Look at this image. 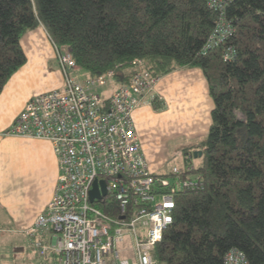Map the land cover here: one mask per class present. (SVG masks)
I'll return each instance as SVG.
<instances>
[{
    "label": "trees",
    "instance_id": "obj_1",
    "mask_svg": "<svg viewBox=\"0 0 264 264\" xmlns=\"http://www.w3.org/2000/svg\"><path fill=\"white\" fill-rule=\"evenodd\" d=\"M209 2L0 0V92L25 63L22 36L38 26L69 52L76 74L113 71L114 89L130 82L135 59L147 61L159 78L201 69L213 101L211 124L184 158L190 162L197 153L203 186L177 194L173 222L153 247V259L223 264L237 249L248 264H264V0L228 3L223 15L233 32L205 50L219 15ZM228 46L235 53L224 62Z\"/></svg>",
    "mask_w": 264,
    "mask_h": 264
},
{
    "label": "built area",
    "instance_id": "obj_2",
    "mask_svg": "<svg viewBox=\"0 0 264 264\" xmlns=\"http://www.w3.org/2000/svg\"><path fill=\"white\" fill-rule=\"evenodd\" d=\"M231 1L210 0L219 15L205 50L232 34L223 15ZM54 48L62 87L32 95L7 131L49 142L59 168L50 201L26 230L29 237L47 234L48 240H31L29 248L52 264H155L153 247L173 222L175 197L203 186L193 163L155 173L142 154L132 114L159 77L147 61L135 59L130 82L102 96L94 89L114 72L81 80L69 52ZM234 53L226 47L224 62ZM94 182L100 197L91 201ZM223 264L248 262L241 251L230 249Z\"/></svg>",
    "mask_w": 264,
    "mask_h": 264
},
{
    "label": "crops",
    "instance_id": "obj_3",
    "mask_svg": "<svg viewBox=\"0 0 264 264\" xmlns=\"http://www.w3.org/2000/svg\"><path fill=\"white\" fill-rule=\"evenodd\" d=\"M20 46L25 63L0 92V264L5 259L3 251L10 246L23 250L21 264H35L26 249L31 240L46 242L48 235L29 237L26 230L50 201L59 175L49 142L7 133L32 95L61 88L64 81L54 45L42 26L27 31ZM114 88L111 84L106 93ZM212 108L201 69L175 70L159 78L132 114L142 154L153 172L167 173L160 171L169 157L180 159L205 137ZM35 257L38 264L53 262Z\"/></svg>",
    "mask_w": 264,
    "mask_h": 264
},
{
    "label": "rangeland",
    "instance_id": "obj_4",
    "mask_svg": "<svg viewBox=\"0 0 264 264\" xmlns=\"http://www.w3.org/2000/svg\"><path fill=\"white\" fill-rule=\"evenodd\" d=\"M77 76L81 80H85V79L88 78V77H86L87 75L84 72H78ZM112 82H113V80H111L103 88L94 89V92L97 93V94L104 95L106 93L107 89L110 87V85L113 84ZM182 157H184V156H182ZM182 157L180 159L176 158V157H169V159H167L162 164V167H164V170L160 171V172H167L168 173L171 170V168L174 167V166H177V167L183 166L185 162L182 159ZM190 162L193 163L194 165H198L200 163V158H192L190 160ZM28 247H29V245H28ZM26 250L27 251L25 253H27V255H32L33 256V257H31L32 262L35 263V264H38L39 261L35 257L36 253L33 252L31 250V248H27ZM22 251L23 250L18 249V248L14 247V246L7 247V249L5 251H3V253L5 254V256H4L5 259L2 261V262H4L2 264H21V261H22L21 258L24 256V254L21 255Z\"/></svg>",
    "mask_w": 264,
    "mask_h": 264
},
{
    "label": "water",
    "instance_id": "obj_5",
    "mask_svg": "<svg viewBox=\"0 0 264 264\" xmlns=\"http://www.w3.org/2000/svg\"><path fill=\"white\" fill-rule=\"evenodd\" d=\"M201 152H198V156H201ZM193 157L194 158H196L197 157V153L196 152H193ZM99 184H101V186H102V188H103V194L105 193V190H104V187H105V185H104V182L103 181H100V183ZM97 182H94L93 183V188H92V190L90 191V200L92 201L93 199H99V197H100V194H99V192H98V190H97Z\"/></svg>",
    "mask_w": 264,
    "mask_h": 264
}]
</instances>
